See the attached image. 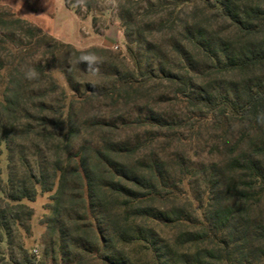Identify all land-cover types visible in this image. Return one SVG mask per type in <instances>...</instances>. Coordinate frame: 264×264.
Returning a JSON list of instances; mask_svg holds the SVG:
<instances>
[{
  "label": "trees",
  "instance_id": "obj_1",
  "mask_svg": "<svg viewBox=\"0 0 264 264\" xmlns=\"http://www.w3.org/2000/svg\"><path fill=\"white\" fill-rule=\"evenodd\" d=\"M65 4L80 17L92 5ZM118 10L134 68L0 5V259L264 264V0H122ZM156 35H170L167 46ZM192 52L212 68L198 70ZM206 73L232 80L214 88ZM200 138L211 149L192 162ZM40 193H50L42 259L19 243L20 261L6 262L1 246L31 236L25 201Z\"/></svg>",
  "mask_w": 264,
  "mask_h": 264
},
{
  "label": "rangeland",
  "instance_id": "obj_2",
  "mask_svg": "<svg viewBox=\"0 0 264 264\" xmlns=\"http://www.w3.org/2000/svg\"><path fill=\"white\" fill-rule=\"evenodd\" d=\"M82 3L91 2L90 12L84 9L82 16L80 17L76 12L68 8L65 4V0H0V5L12 10L18 17L28 20L34 25L41 28L47 34L55 36V38L61 42L69 43L78 50H85L92 47H104L111 50L115 55H121L124 58L125 64L128 68H134V63L128 54V44L132 39L127 40L124 31L122 29L121 21L119 20L118 2L122 0H80ZM172 1V0H168ZM199 5V2H198ZM143 9L146 7V2L142 5ZM190 7V6H189ZM188 7L186 12H188ZM96 18V22L93 23V19ZM206 18L210 19L214 28H219L222 25L221 21L206 11ZM147 19L145 22H149ZM94 26L96 29H94ZM98 31V32H97ZM166 36V37H164ZM160 37V43L167 46V42L171 39L170 35H163V37L156 35L158 39ZM176 39V38H175ZM169 48V46H168ZM192 55L196 57L198 70L210 67V63L203 58L192 52ZM167 58H173L175 68H179L180 63L177 55L167 54ZM205 64V65H204ZM152 68H158V62L154 61ZM202 74V73H201ZM205 81L211 85V87H226L230 77H225L221 73H210L205 76ZM234 80V79H233ZM204 81V80H203ZM197 83L201 84L202 80L199 77ZM187 133H185L186 135ZM204 134V133H203ZM206 139L205 137H203ZM200 138L198 140L195 150H189L188 154L191 157L192 162H199L206 157V152L211 149V142L207 144L206 141ZM1 167L3 169V177L7 178V153L5 147L2 146ZM198 154L199 156H195ZM199 165V164H198ZM203 165H199V167ZM186 186L182 187V190L186 191ZM188 191V190H187ZM189 196L190 193L188 192ZM50 193H40L35 202L25 201L26 204L31 206L34 210V215L31 220V236H24L23 238L17 237L15 240V246L11 249L6 244L1 246V253L6 262L20 261V253L16 248L19 243H24L26 249L36 256L37 262L42 259L44 246L42 244V235L45 233V226L42 224V220L49 214L45 206L49 203ZM198 206L195 202V207ZM200 215V211H197ZM12 254V257L10 256ZM1 258V257H0ZM1 260V259H0ZM0 264H3L2 260Z\"/></svg>",
  "mask_w": 264,
  "mask_h": 264
},
{
  "label": "crops",
  "instance_id": "obj_3",
  "mask_svg": "<svg viewBox=\"0 0 264 264\" xmlns=\"http://www.w3.org/2000/svg\"><path fill=\"white\" fill-rule=\"evenodd\" d=\"M51 35V34H50ZM51 36H53V35H51ZM54 38H55V36H54Z\"/></svg>",
  "mask_w": 264,
  "mask_h": 264
}]
</instances>
